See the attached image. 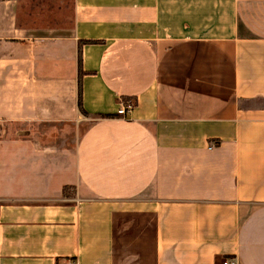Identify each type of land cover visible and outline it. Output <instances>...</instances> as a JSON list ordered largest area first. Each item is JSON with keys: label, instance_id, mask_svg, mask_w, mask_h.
<instances>
[{"label": "crops", "instance_id": "crops-1", "mask_svg": "<svg viewBox=\"0 0 264 264\" xmlns=\"http://www.w3.org/2000/svg\"><path fill=\"white\" fill-rule=\"evenodd\" d=\"M72 259L264 264V0L0 1V264Z\"/></svg>", "mask_w": 264, "mask_h": 264}, {"label": "trees", "instance_id": "trees-1", "mask_svg": "<svg viewBox=\"0 0 264 264\" xmlns=\"http://www.w3.org/2000/svg\"><path fill=\"white\" fill-rule=\"evenodd\" d=\"M84 43H90V42H83V44ZM86 73L83 71V68H82V45H81V47H80V78L82 79V77L85 75ZM80 93H79V95H80V100H79V105H80V107H81V109H82V112H83V114H87L85 111H84V109H83V106H82V85H81V80H80ZM124 101H130V102H132L133 103V108H135V106H136V100H129V99H124ZM258 103H261V101H257V102H247V101H242L241 102V106H243V107H245V106H247V105H255V104H258Z\"/></svg>", "mask_w": 264, "mask_h": 264}, {"label": "built area", "instance_id": "built-area-1", "mask_svg": "<svg viewBox=\"0 0 264 264\" xmlns=\"http://www.w3.org/2000/svg\"><path fill=\"white\" fill-rule=\"evenodd\" d=\"M133 110V103L130 101H122L120 103L119 109L117 114L120 116H127L131 111ZM68 264H79L77 259H72L69 261ZM223 264H237L236 262H233L231 260H225Z\"/></svg>", "mask_w": 264, "mask_h": 264}, {"label": "rangeland", "instance_id": "rangeland-1", "mask_svg": "<svg viewBox=\"0 0 264 264\" xmlns=\"http://www.w3.org/2000/svg\"><path fill=\"white\" fill-rule=\"evenodd\" d=\"M0 1H8V0H0Z\"/></svg>", "mask_w": 264, "mask_h": 264}]
</instances>
